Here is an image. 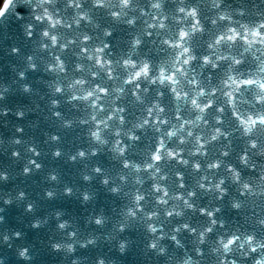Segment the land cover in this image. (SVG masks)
I'll use <instances>...</instances> for the list:
<instances>
[{
    "label": "clouds",
    "instance_id": "obj_1",
    "mask_svg": "<svg viewBox=\"0 0 264 264\" xmlns=\"http://www.w3.org/2000/svg\"><path fill=\"white\" fill-rule=\"evenodd\" d=\"M16 21L23 43L4 46L17 62L6 61L0 101L28 103L0 116L33 114L26 126L51 145L44 155L80 165L87 215L55 209L30 222L55 221L52 251L70 264H124L129 252L141 264H264V0H0L8 39ZM13 128L21 135L0 134V145L23 161L16 174L41 170V141ZM62 191L74 196L67 182ZM26 199L20 190L3 203ZM21 236L6 228L0 240L11 248ZM98 242L119 257L75 255ZM30 247L16 257L31 261Z\"/></svg>",
    "mask_w": 264,
    "mask_h": 264
},
{
    "label": "water",
    "instance_id": "obj_2",
    "mask_svg": "<svg viewBox=\"0 0 264 264\" xmlns=\"http://www.w3.org/2000/svg\"><path fill=\"white\" fill-rule=\"evenodd\" d=\"M19 23H20L19 21H16V24L13 27H10L8 30V34L12 36V39H8L5 36L3 29H0V80H6L9 75V68L7 66L6 61L11 62V63L17 62L16 59L12 56L10 55L5 56L4 46L11 45L14 41L16 43V46H22L23 38L20 37V39H16V37L19 35V28H18ZM25 50L26 49L22 47V51H25ZM28 75L30 78H34L36 75H39V73H28ZM18 103H28L27 97L22 96L19 93L14 94V95H8L6 101H0V106H4L5 104H7L8 107L13 108L14 110V106ZM33 118H34L33 114H29L25 118V120H17V118L11 113L7 117L0 116V134H2L3 137L5 138L8 137L9 135H21L19 133H15L14 128H13V124L19 123L25 126V132L22 134L23 137H27L28 135H34L38 140L42 142L43 135L41 134L40 130L37 129L35 132H33L26 126V120L33 119ZM5 120L9 122L7 127L4 126ZM40 127L46 128L47 126L42 123ZM48 130L51 131V129H48ZM38 146H41V145L39 144ZM50 146L51 145L44 147V152ZM5 147L6 145H0V171L8 170L9 177H14V178L17 177L18 179L21 177L24 180L23 177H26V176L22 175L23 176L22 177L21 175L16 174L18 172V169H15L16 172L13 173L12 171L13 168H11V170H9L8 168L10 166H13L14 168H16L17 166H20L23 163V161L22 160L17 161L13 164L12 160H10L7 157V155L4 154ZM14 147L21 149L22 157L25 155V153L22 151V146L17 145ZM8 151L10 152L11 149L9 148ZM27 155H30V153H28ZM38 159L41 161V163L44 165V168L46 169L47 161H50L49 155L47 156V161L43 158L42 154L40 157H38ZM62 166L64 168H62ZM62 166L59 168L65 175H67L66 173H68L69 171L71 175H75V171H76L75 166H71V167L64 166V165ZM12 175H15V176H12ZM63 177L67 179L68 186L70 184H73L72 177H65V176ZM11 183H14L12 190H14L13 192L16 193L19 190L17 187L18 185H20V181L15 183V181L12 180ZM39 183H40L39 181H34V180H32V182L29 180L25 181L23 184H25L24 192L26 193V195L29 196L28 194L30 192V187L35 186V188L38 187L41 189V186L39 185ZM48 184L52 185V187L55 188L57 193L60 192L59 190L62 189V186L60 184L65 185L63 181H61L60 184L56 182H48ZM73 189L75 192V187H73ZM12 190H10V193H12ZM7 193H9V187L5 186L4 184H1L0 182V197ZM41 196L44 197V195H41ZM64 200H69L71 202V203L65 204L67 208L66 213L69 215H75L79 217L77 215L80 209L78 193L72 197H66V198L61 197L59 195L55 197L54 199H52V203L50 204L42 202L43 205L41 209H37L36 212L38 213L35 216H31L30 219H29V215L26 212H23L21 209H16L14 206H13L14 208L13 207L12 208L9 207V209L6 208L8 210L5 212V215H6L5 221L7 225L10 224L12 226V229L19 230V231L23 230V231H21L22 233L21 238H19L18 240L17 239L13 240V242L17 240V243L19 245L15 243V245L12 244L11 248H8V246L4 244L2 240H0V257H3L2 264H61L58 261L64 258L63 256L64 254L61 252L52 251L49 246L51 240H56L59 238L58 233H55V231L54 233L52 232L53 225H50V223L55 224L54 222H52L54 220H52L51 218L49 219V223H48L49 228L46 231H43V230L36 231L35 229L31 228L30 222L33 218L37 216L42 218L47 211L55 210L57 205L59 208V206L63 204ZM25 225H28V227H25ZM3 232L4 230L0 228V236H2ZM28 245H32V247L29 248V252L30 254L33 255V259L31 261H23V260L18 259L15 255L16 247L17 246H28ZM129 259L133 264H141L138 256H134L133 252Z\"/></svg>",
    "mask_w": 264,
    "mask_h": 264
}]
</instances>
